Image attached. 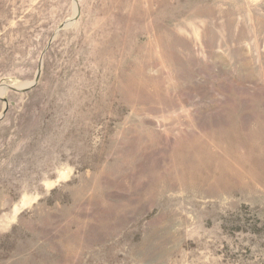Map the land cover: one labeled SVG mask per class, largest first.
I'll return each instance as SVG.
<instances>
[{
	"label": "rangeland",
	"instance_id": "1",
	"mask_svg": "<svg viewBox=\"0 0 264 264\" xmlns=\"http://www.w3.org/2000/svg\"><path fill=\"white\" fill-rule=\"evenodd\" d=\"M0 264H264V0H0Z\"/></svg>",
	"mask_w": 264,
	"mask_h": 264
},
{
	"label": "water",
	"instance_id": "2",
	"mask_svg": "<svg viewBox=\"0 0 264 264\" xmlns=\"http://www.w3.org/2000/svg\"><path fill=\"white\" fill-rule=\"evenodd\" d=\"M38 74H39V70H38V72H37V75H36V78H35V80H37V79H38Z\"/></svg>",
	"mask_w": 264,
	"mask_h": 264
},
{
	"label": "bare ground",
	"instance_id": "3",
	"mask_svg": "<svg viewBox=\"0 0 264 264\" xmlns=\"http://www.w3.org/2000/svg\"><path fill=\"white\" fill-rule=\"evenodd\" d=\"M13 86H15V88H17V87H21L20 85H16V84H15V85H13ZM23 87H24V86H23Z\"/></svg>",
	"mask_w": 264,
	"mask_h": 264
}]
</instances>
